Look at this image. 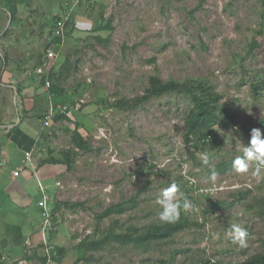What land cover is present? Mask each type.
I'll use <instances>...</instances> for the list:
<instances>
[{"label":"rangeland","instance_id":"obj_1","mask_svg":"<svg viewBox=\"0 0 264 264\" xmlns=\"http://www.w3.org/2000/svg\"><path fill=\"white\" fill-rule=\"evenodd\" d=\"M66 12L84 14L78 19L88 24L78 20L67 28L71 35L65 32L56 67L70 71L55 81L65 91L58 95L39 83L34 69ZM0 55L7 56L0 64V132L33 103L35 116L52 115L37 142L41 157L69 152L73 161L58 166L56 183L53 172L38 171L52 184L53 206L62 203V249L48 243L57 251L54 264H237L264 251V168L257 173L250 162L239 173L233 166L251 130L264 135V0H0ZM154 74L208 81L236 124L219 115L205 142L189 134L192 104L181 94L117 106L141 96ZM30 88L33 101L24 97ZM57 114L83 124L88 149L75 147L74 126L54 121ZM33 178L30 186L37 185ZM173 183L182 229L145 245L116 241L113 233L168 223L160 219L159 201ZM116 204L126 210L105 215ZM233 224L246 230L243 246Z\"/></svg>","mask_w":264,"mask_h":264},{"label":"crops","instance_id":"obj_2","mask_svg":"<svg viewBox=\"0 0 264 264\" xmlns=\"http://www.w3.org/2000/svg\"><path fill=\"white\" fill-rule=\"evenodd\" d=\"M32 89L25 90L26 100H34L32 96L35 90ZM33 106V103L28 102V113L24 115L20 111L17 112L0 132V250L4 253V264L16 261L18 264H30L34 262L33 259L38 260L40 264L42 261L46 264L51 259L54 264L51 253L57 251L51 249L48 243L56 244L57 249L61 248L63 244L60 241L65 237L62 231L64 222L59 220L61 209L55 215L52 212L54 226L48 231L42 230L43 214L39 201L46 195L51 211L55 203L53 206L49 193L51 182L43 183L38 171L47 169L48 173L53 172L56 183L60 168L59 165L50 163L41 164L47 157H41L37 142L48 134L50 127L44 126L43 117L34 115ZM29 151L32 152V164L35 169L25 166L26 153ZM17 170L20 172L15 175ZM34 176L37 178V185L30 186ZM37 193H40L41 197L36 198ZM36 255L40 257L37 258Z\"/></svg>","mask_w":264,"mask_h":264},{"label":"trees","instance_id":"obj_3","mask_svg":"<svg viewBox=\"0 0 264 264\" xmlns=\"http://www.w3.org/2000/svg\"><path fill=\"white\" fill-rule=\"evenodd\" d=\"M84 14H76L74 18L71 17V12L69 18L65 22L66 32L68 31V27L71 25L75 27V24L82 23L88 24V20L78 19L83 18ZM60 17L58 20H60ZM84 18V19H86ZM57 20V21H58ZM68 31L67 35L72 33V29ZM97 30H104L110 29L108 26H99L96 28ZM66 36V33H65ZM62 38L60 36H56L54 38L53 47L59 53L60 56V48L62 44ZM46 48L43 50L41 56H39L38 64L35 66L34 74L36 75L37 80L39 83L45 87V77L39 76L36 73V68L42 63V56ZM58 56V57H59ZM2 58L7 59V56L0 55V64L2 63ZM50 65L49 68V78L51 79V86L49 88V92H54L58 95L65 94L64 89L59 88L56 85V80H60L63 76L67 77L69 75V69H64L57 71V60ZM68 61V60H66ZM181 94L185 96L192 104L191 108L189 109L187 116L185 118V124L187 125L189 134L194 136H198L203 141H209L210 139V132L209 130L213 127V125L217 122V118L220 115L224 122L229 125H235V119L229 114V111L221 104V96L216 91L215 87L210 84L208 81H204L203 79H194V78H187L183 81H177L173 79L163 80L157 74L151 75L148 80V87L145 89V92L141 95L136 97L132 100H122L117 103L118 107H135L138 106L152 98H158L166 94ZM79 109V108H78ZM54 121H63L71 124L70 126H74V134H73V142L77 149H88L89 144L86 139L83 137L79 128L83 125L81 122L72 120L66 114H57L54 117ZM51 127V126H49ZM63 157L65 158H57L53 154L51 156L45 158L41 161V164H54V165H67L68 168L71 167L72 159L70 158L69 152L63 153ZM61 202H55V206L53 207V214L55 215L61 209ZM116 208L120 212H124L126 207L123 204H116L107 209L105 215L111 213L113 209ZM53 214H52V223L54 226L53 221ZM182 229V224L180 222H168L163 226H153L148 230L142 232H126L124 234H116L113 233V237L116 241L121 243H134L136 245H145L151 243L152 241L163 240L172 237L175 233ZM107 237L103 238V240H94L89 243L92 249L98 248L102 242H106ZM62 248H59L61 250ZM76 264V263H74ZM160 264H165L164 262ZM237 264H264V251L255 253L251 256H248L245 260L237 263Z\"/></svg>","mask_w":264,"mask_h":264},{"label":"clouds","instance_id":"obj_4","mask_svg":"<svg viewBox=\"0 0 264 264\" xmlns=\"http://www.w3.org/2000/svg\"><path fill=\"white\" fill-rule=\"evenodd\" d=\"M254 162L257 166V173L264 168V135L259 128L251 130L250 143L245 147L243 155L236 157L233 166L239 173L247 172L249 163ZM163 168V165H160ZM214 179V176H213ZM177 186L173 183L162 192L160 203L163 211L160 213V219L163 222H174L178 219L179 202L176 198ZM185 210H190L192 205L185 201L183 205ZM231 233L234 239L238 240L241 246L245 243L246 230L239 224L230 225Z\"/></svg>","mask_w":264,"mask_h":264},{"label":"built area","instance_id":"obj_5","mask_svg":"<svg viewBox=\"0 0 264 264\" xmlns=\"http://www.w3.org/2000/svg\"><path fill=\"white\" fill-rule=\"evenodd\" d=\"M70 12H66V14L63 15V18H61L58 22H57V36H60L63 40V38L65 37V32H66V28H65V22L66 20L69 18ZM59 53L55 50V48L52 47H48L46 48V50L43 53L42 56V63L36 68V73L39 76H44L45 77V88L49 89L51 86V79L49 78V68L50 65H52V63H54L56 60V58H58ZM80 107V104H77V109ZM51 114L46 115L43 122H44V126L49 127L50 126V119H51ZM25 166H31L33 169H35V166L32 164V152L29 151L26 153V157H25ZM22 169V168H21ZM20 169V170H21ZM19 170L15 171L14 174L18 175L19 174ZM41 190L43 191V188L40 186ZM39 205L42 207V214H43V224H42V230L43 232L50 230L53 227V223H52V211L51 208L47 205V196L43 195V199L39 201ZM46 239V237H44V240ZM4 256H1L0 254V262L3 261ZM46 264H52L51 259L48 260V262Z\"/></svg>","mask_w":264,"mask_h":264}]
</instances>
